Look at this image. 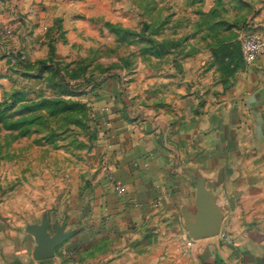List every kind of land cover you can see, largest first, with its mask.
<instances>
[{"label": "crops", "instance_id": "0c3cea01", "mask_svg": "<svg viewBox=\"0 0 264 264\" xmlns=\"http://www.w3.org/2000/svg\"><path fill=\"white\" fill-rule=\"evenodd\" d=\"M93 1L0 0V25L16 20L23 32L12 43L0 38V62L25 49L24 68L55 59L75 78L101 34L99 18L131 32L140 14L132 0H117L124 7L112 15ZM175 1L172 25L156 28L172 35L165 54L150 56V28L141 26L139 70H115L92 98L105 129L92 185L40 223L0 230V264H264V56L247 63L241 47L237 58L230 53L244 22L264 35V0H204L219 21L208 26H197L195 5L184 12ZM140 15L148 18V8ZM42 25L48 32L37 35ZM101 159L126 184L125 196L108 183ZM201 192L214 198L219 229L196 238ZM41 225L62 238L53 256L38 259ZM187 240L193 246L178 250Z\"/></svg>", "mask_w": 264, "mask_h": 264}, {"label": "rangeland", "instance_id": "374dc122", "mask_svg": "<svg viewBox=\"0 0 264 264\" xmlns=\"http://www.w3.org/2000/svg\"><path fill=\"white\" fill-rule=\"evenodd\" d=\"M203 2L178 0L175 5L184 12L190 4L195 5L193 9L202 15L197 26L219 24L212 20L211 12L206 13L201 6ZM93 4L102 13L111 15L124 7L117 0L112 5L100 0ZM127 5L136 7L138 14L142 10L143 16L148 8V18L140 14L134 17V26H137L131 32L121 22L99 18L101 34L94 48L86 53L85 65L71 73L73 79L60 66V60H42L36 69L24 68L25 49L10 50L7 56L14 58L6 64L0 62V230L14 227L21 230L40 223L45 214L59 211L68 202L74 203L78 189L92 185L89 174L96 171L98 145L105 134L92 98L101 88L102 80L115 70L129 74L139 70L133 63L140 55L141 26L150 28L146 47L150 56L165 54L166 41L172 38L171 34L165 35L156 28L172 25L173 0H143L142 3L132 0ZM20 13L18 17L24 15ZM245 25L244 22L237 27L240 33L230 48L234 58L239 55L241 38L247 30ZM39 28L37 35L49 29L44 25ZM19 29L16 20L11 19L0 25V38L12 43L15 37L23 35ZM61 38L66 40L64 35ZM172 44H168L169 48ZM102 163L103 159L100 168Z\"/></svg>", "mask_w": 264, "mask_h": 264}, {"label": "water", "instance_id": "95a60500", "mask_svg": "<svg viewBox=\"0 0 264 264\" xmlns=\"http://www.w3.org/2000/svg\"><path fill=\"white\" fill-rule=\"evenodd\" d=\"M197 207L200 210L196 217L198 226L192 232L193 237L212 235L218 232L219 222L216 218L214 198L208 192H201L197 198ZM38 245L34 251L36 258H47L54 255L55 246L60 242L62 235L57 233L51 236L47 231L46 225L38 227Z\"/></svg>", "mask_w": 264, "mask_h": 264}, {"label": "built area", "instance_id": "2783aa9c", "mask_svg": "<svg viewBox=\"0 0 264 264\" xmlns=\"http://www.w3.org/2000/svg\"><path fill=\"white\" fill-rule=\"evenodd\" d=\"M7 32L11 33V29H8ZM241 48H242L244 60L247 63L255 62L257 59L264 56V35L261 34L259 31H257L256 29L250 28L246 30L241 38ZM101 172L106 177L108 183L114 188V190L118 195L120 196L126 195L127 193L126 184L119 177L115 175L111 165L105 160H103V163L101 165ZM162 197L163 194L158 195V200L162 199ZM222 237L226 240H230V237L226 233H223ZM192 246H193L192 241L187 240L178 248V250L186 251Z\"/></svg>", "mask_w": 264, "mask_h": 264}]
</instances>
